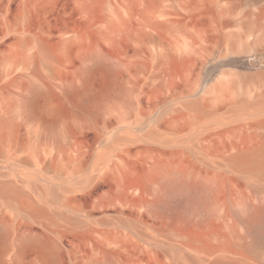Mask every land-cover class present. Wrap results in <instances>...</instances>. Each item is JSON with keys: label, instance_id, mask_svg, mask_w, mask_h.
<instances>
[{"label": "rangeland", "instance_id": "obj_1", "mask_svg": "<svg viewBox=\"0 0 264 264\" xmlns=\"http://www.w3.org/2000/svg\"><path fill=\"white\" fill-rule=\"evenodd\" d=\"M259 12L248 0H0V182L21 186L33 207L47 211L33 214L0 197L7 231L0 264H53L48 249L55 264H264V248L252 250L253 234L233 214L238 192L256 196L251 186L200 161L195 150L220 158L225 133L174 146L145 137L156 129L194 139L198 125L179 118L193 115L181 104L220 78L224 60L242 55L253 36L237 45L229 39ZM98 55L111 58L113 82L95 72L86 91L63 96L62 84L80 86ZM250 61L264 69V57ZM32 82L62 99L40 97L28 115L21 99ZM91 94L101 95L99 108L88 103ZM237 95L215 102L216 112L225 114ZM159 151L219 179L214 229H197L199 214L175 223L171 212L136 206L140 193L158 195L148 161ZM209 232L200 249L191 245ZM27 236L40 243L22 244Z\"/></svg>", "mask_w": 264, "mask_h": 264}, {"label": "bare ground", "instance_id": "obj_2", "mask_svg": "<svg viewBox=\"0 0 264 264\" xmlns=\"http://www.w3.org/2000/svg\"><path fill=\"white\" fill-rule=\"evenodd\" d=\"M248 1L251 6L258 7L260 12L257 16H249L245 31L232 35L229 40L232 45H237L243 42L248 33L253 36L252 41L247 44V47L242 45L244 48L242 55L230 56L217 66L218 71L222 68L225 69L221 70L220 78L210 88H204L199 96L187 99L181 104L183 111L193 115L185 113L179 118L198 125L195 129L194 139L191 140L193 134L185 139L174 135L175 133L173 135L160 133L156 129L151 130L145 137L160 145L174 146L186 142L199 144L200 141L217 131L225 133L226 140L222 143L225 154L220 158H208L197 146L195 150L200 161L213 169L232 173L251 186L256 196L249 198L244 192H238L239 211H234L233 214L236 224L243 223L248 232L253 234L251 248L257 252L264 248V198L260 197V194L264 192V69L255 71L250 63V58L264 57V0ZM40 53L46 59H51L50 51L44 45H40ZM108 57L93 56L84 70L82 84L77 86L69 82L63 83L61 86L63 96L86 91L91 76L95 72L104 73L112 83L116 75V68L111 58ZM237 90L242 91V97L235 96L234 102L225 114L217 113L214 103L227 100ZM57 96L62 99L48 84L42 86L32 82L27 86L21 103L28 115L33 116L34 104L38 98ZM100 97L99 94H91L88 96V103L99 108ZM173 121H170L171 126H173ZM240 129L245 132L241 133ZM165 156L166 152L159 151L158 154L151 155L148 161V168L153 174V180L159 183L158 195L155 199H150L144 193H140L136 200V206L161 215L171 212L175 223L184 221L187 213L199 214L201 216L195 227L197 229L212 228L213 217L219 206L221 182L214 175H200L198 172L186 168L181 161H169ZM125 195L127 196V194ZM0 197L10 202H19L22 206L28 207L33 214L42 216L47 214L43 207H33L34 203L30 200L29 194L21 186L12 182H0ZM128 200L131 199L128 198ZM5 229H0L2 239L7 236ZM212 236V232L207 233L205 237L198 235L191 239V245L195 249H200L202 247L200 243L202 241L207 243ZM21 243L38 244L40 242L35 237L27 236ZM207 250L212 249L208 248ZM46 254L47 258L55 264L53 250L48 249ZM193 261L198 263L195 259Z\"/></svg>", "mask_w": 264, "mask_h": 264}]
</instances>
